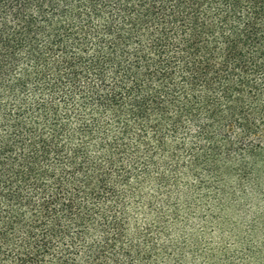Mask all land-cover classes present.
Segmentation results:
<instances>
[{
    "label": "trees",
    "instance_id": "1",
    "mask_svg": "<svg viewBox=\"0 0 264 264\" xmlns=\"http://www.w3.org/2000/svg\"><path fill=\"white\" fill-rule=\"evenodd\" d=\"M259 175L264 0H0V264H214Z\"/></svg>",
    "mask_w": 264,
    "mask_h": 264
},
{
    "label": "rangeland",
    "instance_id": "2",
    "mask_svg": "<svg viewBox=\"0 0 264 264\" xmlns=\"http://www.w3.org/2000/svg\"><path fill=\"white\" fill-rule=\"evenodd\" d=\"M259 181L264 184V177ZM260 188L221 214L219 231L210 235L208 228L206 237L220 239L223 254L214 264H264V185Z\"/></svg>",
    "mask_w": 264,
    "mask_h": 264
}]
</instances>
